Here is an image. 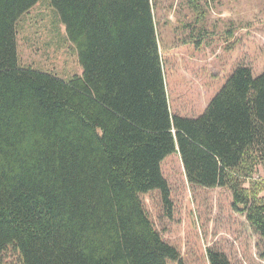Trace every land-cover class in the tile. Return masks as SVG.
<instances>
[{"label":"trees","instance_id":"16d2710c","mask_svg":"<svg viewBox=\"0 0 264 264\" xmlns=\"http://www.w3.org/2000/svg\"><path fill=\"white\" fill-rule=\"evenodd\" d=\"M40 0H0V254L23 264H182L142 196L170 205L162 163L226 188L264 242V73L238 66L196 119L172 115L151 0H50L82 77L23 69L17 23ZM196 10L202 0H189ZM246 183L250 185L246 187ZM209 264H230L209 251Z\"/></svg>","mask_w":264,"mask_h":264},{"label":"rangeland","instance_id":"374dc122","mask_svg":"<svg viewBox=\"0 0 264 264\" xmlns=\"http://www.w3.org/2000/svg\"><path fill=\"white\" fill-rule=\"evenodd\" d=\"M172 115L196 119L238 66L264 73V0H151ZM20 66L70 81L82 77L76 47L50 0H40L17 23ZM170 205L158 191L142 196L145 210L182 264H209L208 252L230 264H264V242L226 188L191 186L178 155L162 163ZM253 180L264 182V161ZM246 183V187L249 186ZM261 193L260 196H263ZM0 264H23L9 247ZM169 264H178L169 262Z\"/></svg>","mask_w":264,"mask_h":264}]
</instances>
